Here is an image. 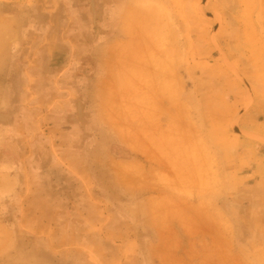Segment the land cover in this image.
I'll return each mask as SVG.
<instances>
[{
    "label": "rangeland",
    "instance_id": "rangeland-1",
    "mask_svg": "<svg viewBox=\"0 0 264 264\" xmlns=\"http://www.w3.org/2000/svg\"><path fill=\"white\" fill-rule=\"evenodd\" d=\"M255 1L0 0V264H264Z\"/></svg>",
    "mask_w": 264,
    "mask_h": 264
},
{
    "label": "crops",
    "instance_id": "crops-1",
    "mask_svg": "<svg viewBox=\"0 0 264 264\" xmlns=\"http://www.w3.org/2000/svg\"><path fill=\"white\" fill-rule=\"evenodd\" d=\"M259 2V3H258ZM255 3H257V10H256V12H255V16L256 17H258V16H264V0H256L255 1ZM246 1L244 2V9H246ZM213 101H211L210 103H208V104H211V107L209 108V109H207V111L209 110H211V109H214V111L215 112H217V113H225V111L222 109V107H214V105H213Z\"/></svg>",
    "mask_w": 264,
    "mask_h": 264
},
{
    "label": "bare ground",
    "instance_id": "bare-ground-1",
    "mask_svg": "<svg viewBox=\"0 0 264 264\" xmlns=\"http://www.w3.org/2000/svg\"><path fill=\"white\" fill-rule=\"evenodd\" d=\"M158 23V25H157V27H162V26H166V25H164L165 24V22H162V21H158L157 22ZM167 27V26H166ZM231 55V54H230ZM206 72L208 73L209 72V75H210V71L208 70V68L206 69ZM212 75V74H211ZM126 139L132 144V147H136V148H141L142 146L141 145H139L140 143H139V141L138 140H135V139H133V138H129V137H126ZM138 141V142H137ZM143 149V148H142ZM141 150V149H140ZM149 153V152H148ZM152 155V154H151Z\"/></svg>",
    "mask_w": 264,
    "mask_h": 264
}]
</instances>
